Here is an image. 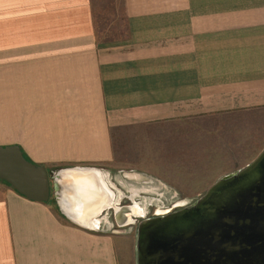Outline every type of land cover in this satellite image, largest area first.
Wrapping results in <instances>:
<instances>
[{
	"label": "crops",
	"instance_id": "1",
	"mask_svg": "<svg viewBox=\"0 0 264 264\" xmlns=\"http://www.w3.org/2000/svg\"><path fill=\"white\" fill-rule=\"evenodd\" d=\"M124 8L137 46L102 48L91 0H0L1 145L48 168L101 171L127 161L116 142L150 127L163 141L197 138L264 107V0ZM97 227L67 219L54 197L29 200L0 182V264H117Z\"/></svg>",
	"mask_w": 264,
	"mask_h": 264
},
{
	"label": "water",
	"instance_id": "2",
	"mask_svg": "<svg viewBox=\"0 0 264 264\" xmlns=\"http://www.w3.org/2000/svg\"><path fill=\"white\" fill-rule=\"evenodd\" d=\"M88 167L50 172L18 144H0V182L29 200L58 202L70 221L87 227L108 205L109 194ZM113 208V207H112ZM119 226L135 207L113 208ZM137 264H264V146L247 164L213 182L194 202L141 219Z\"/></svg>",
	"mask_w": 264,
	"mask_h": 264
},
{
	"label": "rangeland",
	"instance_id": "3",
	"mask_svg": "<svg viewBox=\"0 0 264 264\" xmlns=\"http://www.w3.org/2000/svg\"><path fill=\"white\" fill-rule=\"evenodd\" d=\"M91 1L96 39L102 48L118 44L127 49L137 46L135 31L130 28L131 23L125 13L124 0ZM239 117L233 119L237 122L235 124H230L232 119H225L220 132L208 131L206 136H198L199 127L193 126L197 138L163 141L151 131L155 128L150 127L151 130L139 132L127 142L115 143L121 159L128 154L127 161L100 167L106 174L107 183L113 187L115 202L99 214L100 221L95 231L110 237L117 264H137L136 235L141 219L194 202L207 190L212 180L215 182L242 167V163H248L251 156L263 148L264 107ZM123 146L127 147L125 152L122 151ZM65 165L51 163L47 169L55 172ZM152 169L156 171L154 174ZM163 171L173 175L171 182L161 180L156 174ZM122 204H132L138 211L143 210V214L131 216L130 223L119 226L113 208ZM105 216L106 220L102 221ZM93 254L95 252L91 250L90 261Z\"/></svg>",
	"mask_w": 264,
	"mask_h": 264
},
{
	"label": "bare ground",
	"instance_id": "4",
	"mask_svg": "<svg viewBox=\"0 0 264 264\" xmlns=\"http://www.w3.org/2000/svg\"><path fill=\"white\" fill-rule=\"evenodd\" d=\"M97 175L99 176V178L102 180V183L106 186V189L108 190V193H110L109 195V200H108V205L109 204H113V202H115V192L112 189V186H109V184L106 181V174L103 171L100 170H95ZM121 196V195H120ZM118 197V196H117ZM137 205V204H136ZM135 207V206H134ZM143 214V210H137L135 207V214ZM99 215L96 217H90L89 219V225L90 227H95L98 226L99 224V219H98Z\"/></svg>",
	"mask_w": 264,
	"mask_h": 264
}]
</instances>
